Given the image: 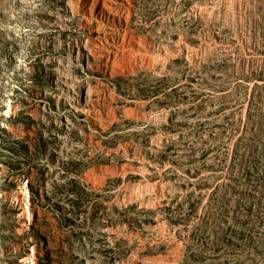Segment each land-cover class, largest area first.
I'll return each mask as SVG.
<instances>
[{"label": "rangeland", "instance_id": "rangeland-1", "mask_svg": "<svg viewBox=\"0 0 264 264\" xmlns=\"http://www.w3.org/2000/svg\"><path fill=\"white\" fill-rule=\"evenodd\" d=\"M0 264H264V0H0Z\"/></svg>", "mask_w": 264, "mask_h": 264}]
</instances>
